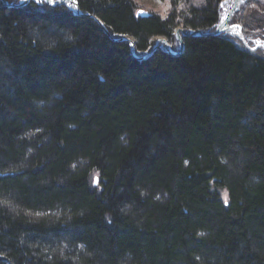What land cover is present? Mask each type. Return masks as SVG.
Instances as JSON below:
<instances>
[{
  "label": "trees",
  "instance_id": "16d2710c",
  "mask_svg": "<svg viewBox=\"0 0 264 264\" xmlns=\"http://www.w3.org/2000/svg\"><path fill=\"white\" fill-rule=\"evenodd\" d=\"M76 1L138 54L222 0ZM183 40L138 60L67 5L0 0V264H264V53Z\"/></svg>",
  "mask_w": 264,
  "mask_h": 264
},
{
  "label": "rangeland",
  "instance_id": "374dc122",
  "mask_svg": "<svg viewBox=\"0 0 264 264\" xmlns=\"http://www.w3.org/2000/svg\"><path fill=\"white\" fill-rule=\"evenodd\" d=\"M41 1L45 2L44 0H41ZM134 1L137 4L138 10L142 9V10H145L149 13H150V11H152V12L154 11V12H158L162 15H165L168 12L167 0H134ZM224 2H225V0H222L220 3L219 20H220L221 12L223 10ZM13 5H15V4H13ZM63 5H67L70 9L74 8L73 3H71V2H66ZM248 10L253 14H252V17H250V18L248 17V19L245 22L247 24L250 23V25H251V26H249L250 32L245 33L244 23L241 21L240 22L239 21L238 22H232L231 19L234 17L235 13H236V15H238V14L242 15L243 13H245V14L249 13ZM262 22L264 23V0H248L243 5L239 6V8L236 9L234 12H233V9H230V16H229V19L227 21V27L228 28L219 34H227L229 37H231L237 41H240L242 46L245 47L246 49L250 50V51L260 50L264 53V26H263L264 24ZM218 23H219V21H218ZM217 26H218V24H217ZM156 39H157V37L155 38V40ZM168 42H169L170 46L173 45L176 48L175 51L178 50V40H177V37L175 35V32L173 34L172 40L171 41L168 40ZM154 43H155V41L148 48V50L153 46ZM148 50H146V51H148ZM146 51H143V52H146ZM142 53H138V54H142Z\"/></svg>",
  "mask_w": 264,
  "mask_h": 264
},
{
  "label": "water",
  "instance_id": "95a60500",
  "mask_svg": "<svg viewBox=\"0 0 264 264\" xmlns=\"http://www.w3.org/2000/svg\"><path fill=\"white\" fill-rule=\"evenodd\" d=\"M5 4L9 5V6H15L13 4H8L7 1L3 0ZM26 1V0H24ZM47 4L54 6L57 4H64L65 1L67 0H53V2H49V0H44ZM73 3L74 8H71L72 12L76 15H87L89 17H91L102 29V31H104L108 37H110L113 40L116 41H127L129 43V50L130 53L133 57L137 58L138 60H145L147 58H149L150 56L153 55V53L159 48L162 47V49L164 51H166L168 54L176 56L179 55L181 52L180 51H174L171 47L170 44L167 40V38L162 37V36H157V39L155 40V43L153 44V46L146 52H143L142 54H136L134 51V46H135V40L132 37H129L128 35H122V36H114V34H112L110 31H108L106 29V27L103 25L102 21L95 15H93L92 13H82L79 5L77 3L76 0H69ZM138 15L142 16V17H147L149 15L148 12L140 10L138 11ZM221 30V27H218L217 29H215L214 31H210V32H203L199 29L197 30H192L190 32L185 31L182 27H177L175 30V35L177 37L178 40V46L179 49L183 48V37L185 36H189V35H216L218 34Z\"/></svg>",
  "mask_w": 264,
  "mask_h": 264
},
{
  "label": "bare ground",
  "instance_id": "6f19581e",
  "mask_svg": "<svg viewBox=\"0 0 264 264\" xmlns=\"http://www.w3.org/2000/svg\"><path fill=\"white\" fill-rule=\"evenodd\" d=\"M27 1H29V0H26V1H24V0H22V2H20V3H18V4H15V6H23ZM246 1H248V0H225V2H224V6H223V10H222V12H221V16H220V20H219V23H218V26L216 27V29L218 28V27H221V32L222 31H224L225 29H227L228 27H227V21H228V19H229V16H230V9H233V12L236 10V9H238L239 8V6H241V5H243ZM66 2H71V1H69V0H67V1H65L64 2V4L66 3ZM46 3V2H45ZM72 3V2H71ZM47 4V3H46ZM47 5H49V4H47ZM60 5H63V3L62 4H57V5H54V6H52V7H55V6H60ZM49 6H51V5H49ZM140 10H142V9H140ZM140 10H138V11H140ZM143 11H145V10H143ZM147 12V11H146ZM138 13V12H137ZM149 13V12H148ZM94 15V14H93ZM96 16V15H95ZM233 16V15H232ZM99 18V17H98ZM100 19V18H99ZM101 20V19H100ZM103 23V22H102ZM103 25H104V23H103ZM105 26V25H104ZM106 27V26H105ZM106 29L108 30V28L106 27ZM185 30V29H184ZM109 31V30H108ZM186 31V30H185ZM192 31V30H191ZM202 31V30H201ZM104 32V31H103ZM204 32V31H203ZM206 32H209V31H206ZM221 32H219V33H221ZM105 33V32H104ZM218 33V34H219ZM106 34V33H105ZM107 35V34H106ZM217 35V34H216ZM192 36V35H191ZM127 42V41H126ZM171 47V46H170ZM183 48H184V40H183ZM183 48L182 49H179V46H178V50L177 51H180V52H182L183 51ZM175 51V50H174ZM181 54V53H180Z\"/></svg>",
  "mask_w": 264,
  "mask_h": 264
},
{
  "label": "snow or ice",
  "instance_id": "6c2138e0",
  "mask_svg": "<svg viewBox=\"0 0 264 264\" xmlns=\"http://www.w3.org/2000/svg\"><path fill=\"white\" fill-rule=\"evenodd\" d=\"M49 2L51 3V2H53V0H49Z\"/></svg>",
  "mask_w": 264,
  "mask_h": 264
}]
</instances>
